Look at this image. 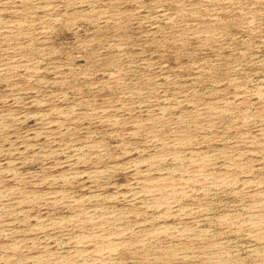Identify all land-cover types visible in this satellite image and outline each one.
<instances>
[{
  "label": "rangeland",
  "instance_id": "obj_1",
  "mask_svg": "<svg viewBox=\"0 0 264 264\" xmlns=\"http://www.w3.org/2000/svg\"><path fill=\"white\" fill-rule=\"evenodd\" d=\"M0 264H264V0H0Z\"/></svg>",
  "mask_w": 264,
  "mask_h": 264
}]
</instances>
